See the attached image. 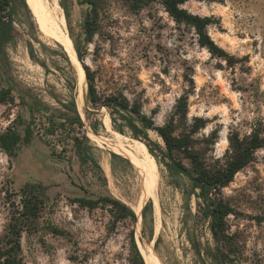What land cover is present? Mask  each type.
Masks as SVG:
<instances>
[{"label":"rangeland","instance_id":"1","mask_svg":"<svg viewBox=\"0 0 264 264\" xmlns=\"http://www.w3.org/2000/svg\"><path fill=\"white\" fill-rule=\"evenodd\" d=\"M10 1L0 24V135L13 132L26 140L12 156L0 148V237L17 223L21 200L43 201L36 219L20 217L21 264H134L135 251L145 264L146 256L152 264H216L205 255L214 253L209 220L197 218L196 192L187 176L142 148L157 169L151 175L155 214L149 197L133 210L141 186L130 160L109 151V173L100 166L89 134L108 131L138 143L126 127L85 112V69L99 93L139 103L158 127L172 120L175 134L187 136L213 164L227 153L231 135L256 129L264 137V0L182 5L209 20L208 36L230 60L200 47L194 29L175 22L157 0L135 12L128 0H58L67 38L74 50L79 46V66L58 42L40 0ZM86 22L94 31L90 38ZM147 133L163 144L154 131ZM179 160L191 170L188 159ZM222 195L235 210L226 218L230 256L235 264H264V147ZM80 197H113L137 220L119 219L111 205L81 208L74 202Z\"/></svg>","mask_w":264,"mask_h":264},{"label":"trees","instance_id":"2","mask_svg":"<svg viewBox=\"0 0 264 264\" xmlns=\"http://www.w3.org/2000/svg\"><path fill=\"white\" fill-rule=\"evenodd\" d=\"M156 0H128V7L131 11H138L149 6ZM170 17L177 23L185 24L194 29L197 35V43L200 47L206 48L212 56L230 60L228 54L219 48L208 36L206 26L209 20L200 18L188 13L182 8V5L188 0H157ZM10 0H0V24H4L1 13L11 7ZM89 26V27H88ZM89 22H86L84 32L88 33L89 38L94 31ZM90 41V39L88 40ZM77 58L80 60L79 46H75ZM85 79L87 82L89 107H85L87 114L103 117L120 127H126L131 132L133 139L137 140L141 147L146 146L149 153L155 160L169 170L187 176L192 182L193 191L197 199V218L209 220V231L214 242V253L205 251V255L216 262V264H235V259L230 256L227 247L231 245L233 237L229 235L226 218L234 215L235 210L225 201L222 195V189L232 180L234 175L244 169L253 159L255 152L264 147V137L261 132L253 129L250 134L231 135L229 137V149L223 156V159H217L213 164L207 161L191 145L187 136L175 134L173 121H169L163 126H156L152 117L145 115L141 105L137 102H129L126 98L118 94L99 93L94 85L93 74L85 69ZM72 112L76 115V105L73 104ZM98 112V113H97ZM80 126H85L79 118ZM148 130L154 131L162 140L163 144L153 142L147 133ZM13 132H7L0 135V148L12 156L16 146L25 141ZM88 149L86 142L81 143ZM142 150V149H140ZM186 158L191 163V170L186 168L179 158ZM81 208L93 210L100 205H111L118 213L119 219L136 222L137 217L134 211L123 202L113 197H100L96 200L88 197H80L75 201ZM149 201L142 209V214L146 211ZM21 209L17 211L20 217L33 220L36 219L43 205V201L37 197L21 200ZM20 217L16 219L17 223L11 224L10 231L3 237H0V264H21L20 247ZM257 220H261L257 218ZM200 256V251H196ZM134 264H145L143 257L138 251L134 252Z\"/></svg>","mask_w":264,"mask_h":264},{"label":"bare ground","instance_id":"3","mask_svg":"<svg viewBox=\"0 0 264 264\" xmlns=\"http://www.w3.org/2000/svg\"><path fill=\"white\" fill-rule=\"evenodd\" d=\"M40 2H41L39 3L40 11H42L44 16L51 22L58 42L62 44L69 51L72 60L79 66L78 63L79 61L76 58L75 50L73 49L67 38L66 20L58 0H52L53 2L52 5L49 3L50 1L47 2L44 0V2H42L40 0ZM45 24H43V26ZM91 139L92 141L89 139L90 140L89 144L94 150L96 154L95 156H97L100 166L105 169L106 173H109V168H110V163H109L110 158L108 156L109 151H112L117 155L124 156L128 160H130L132 165L136 168L135 170H137L138 172V181L141 186V198L139 202L134 206L133 210L138 211L143 206L146 198L149 197V199L153 201L154 212L156 214L157 205H158L156 183L152 182L151 175L155 174L157 169L154 166V164H152V162L149 160L147 154L142 150H140L142 148L145 149V147H141L138 144L134 145L128 139H126L125 141L119 140L114 136L109 135L108 131H105L104 134L101 133L100 136H92ZM145 260L147 264H152L150 260V256H146Z\"/></svg>","mask_w":264,"mask_h":264},{"label":"water","instance_id":"4","mask_svg":"<svg viewBox=\"0 0 264 264\" xmlns=\"http://www.w3.org/2000/svg\"><path fill=\"white\" fill-rule=\"evenodd\" d=\"M89 136L92 138L93 135L89 134ZM146 261V260H145Z\"/></svg>","mask_w":264,"mask_h":264}]
</instances>
